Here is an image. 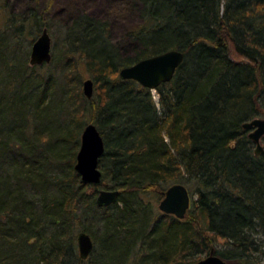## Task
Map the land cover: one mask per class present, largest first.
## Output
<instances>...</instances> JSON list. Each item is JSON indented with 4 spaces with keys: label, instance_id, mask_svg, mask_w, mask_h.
Here are the masks:
<instances>
[{
    "label": "trees",
    "instance_id": "16d2710c",
    "mask_svg": "<svg viewBox=\"0 0 264 264\" xmlns=\"http://www.w3.org/2000/svg\"><path fill=\"white\" fill-rule=\"evenodd\" d=\"M223 1L140 0L149 22L133 31L137 54L124 58L103 24L81 17L53 72L30 66L29 50L19 56L20 42L0 33V264H190L213 248L230 264H264V148L256 155L243 127L264 115V0ZM41 19L21 21L35 31ZM96 41L102 54L88 46ZM171 49L185 58L156 88L159 110L149 88L119 73ZM74 51L93 98L72 70ZM57 98L75 134H33L35 115ZM88 119L106 146L101 183L120 191L107 207L75 170ZM174 183L196 196L182 219L155 207ZM82 231L94 241L87 258L76 246Z\"/></svg>",
    "mask_w": 264,
    "mask_h": 264
},
{
    "label": "rangeland",
    "instance_id": "374dc122",
    "mask_svg": "<svg viewBox=\"0 0 264 264\" xmlns=\"http://www.w3.org/2000/svg\"><path fill=\"white\" fill-rule=\"evenodd\" d=\"M224 2L226 3L225 0L223 3ZM221 8L223 10L224 5H222ZM33 12L37 13L39 16L41 15L45 17V20L41 19L38 21V25L35 24V31L34 29H31V23L28 24V22H25V25H23L21 21V19L25 20L26 17L30 13L33 14ZM81 17L92 18L100 24H103L105 26L104 37L112 47L111 49L123 58L125 56L132 57L137 54L135 50H137L141 44L135 40L133 31L139 30L149 22V19L145 17L140 0H0V33L5 35L8 45L11 44L14 46L15 43L20 42L21 44L18 43L17 45L19 56H25L29 50V65L37 66L41 69L44 68L43 71L48 69L53 72L56 68L55 65L58 66L60 63L63 64V61H68L70 56L66 53V45H68L66 36L76 20ZM151 24H154V20H151ZM12 27L13 31L11 32L10 29H12ZM44 28L48 29L52 38V59L49 63H44L43 65H31L30 54L32 46ZM15 31H17V33H15ZM30 31H34V33L30 35ZM150 37V35H147L146 40H149ZM100 42L96 41L88 44V46L89 48H94L99 54H102L104 44ZM55 44L57 45L56 50ZM6 48V45L0 43V54L2 50H5ZM73 53L74 58L72 57V59H74V61L72 70L76 69L83 72L81 82V89L83 92V82L86 79L92 78L88 74V71H85V65L82 60L78 58L80 55L79 51H74ZM62 89L63 86L59 84L56 86V91L59 96L62 94ZM150 90L152 98L157 103V107L160 110L159 92L156 89ZM93 96H96L95 84ZM62 106L63 103L61 98H57L53 103H47L42 111L34 117L33 134L36 133V130L38 129L45 131L49 130L58 133L62 138L70 139V136H73L76 131V128L73 127L75 126V120H70L68 122L66 114L59 112V109ZM262 116L264 117V115ZM91 122L92 121L88 119L87 124ZM40 144L43 149H47V144L49 143L45 140L44 143ZM262 146L264 147V139L262 140ZM57 148L66 151L70 147L66 145H58ZM99 168L102 170L100 162ZM91 185L92 189H90L89 193L97 191L96 195H98L100 189L111 188L103 183L95 186L94 184ZM194 197L196 198V196ZM194 197L192 198L195 199ZM156 203L155 207L158 209L159 202ZM76 246L78 248L77 239ZM262 261L263 258L261 262ZM227 263L230 264L228 261Z\"/></svg>",
    "mask_w": 264,
    "mask_h": 264
},
{
    "label": "water",
    "instance_id": "95a60500",
    "mask_svg": "<svg viewBox=\"0 0 264 264\" xmlns=\"http://www.w3.org/2000/svg\"><path fill=\"white\" fill-rule=\"evenodd\" d=\"M52 38L47 28L36 39L30 54L31 65H43L52 59ZM185 53L179 49L167 50L161 54L150 56L138 62L126 66L120 70L122 79H132L140 83L143 87L156 89L162 83L170 82L177 69L184 61ZM83 92L87 98L94 95V81L86 79L83 82ZM248 130L249 138L256 146L255 154L259 155L263 151L262 140L264 137V117H255L243 124ZM104 138L96 126L91 122L84 127L81 135V144L76 157L75 170L81 176L83 182L98 185L102 182L103 172L99 168L100 158L105 153ZM117 189H100L97 195V204L107 207L117 202L119 196ZM192 204V195L186 185L174 183L170 185L163 198L159 202V209L163 213L172 214L182 219L186 216ZM78 248L82 258H87L93 248L92 237L82 231L77 237ZM190 264H228L227 261L215 253L213 248L209 255Z\"/></svg>",
    "mask_w": 264,
    "mask_h": 264
},
{
    "label": "bare ground",
    "instance_id": "6f19581e",
    "mask_svg": "<svg viewBox=\"0 0 264 264\" xmlns=\"http://www.w3.org/2000/svg\"><path fill=\"white\" fill-rule=\"evenodd\" d=\"M255 149H256V147H255Z\"/></svg>",
    "mask_w": 264,
    "mask_h": 264
},
{
    "label": "flooded vegetation",
    "instance_id": "af4514ba",
    "mask_svg": "<svg viewBox=\"0 0 264 264\" xmlns=\"http://www.w3.org/2000/svg\"><path fill=\"white\" fill-rule=\"evenodd\" d=\"M264 138V137H263Z\"/></svg>",
    "mask_w": 264,
    "mask_h": 264
}]
</instances>
